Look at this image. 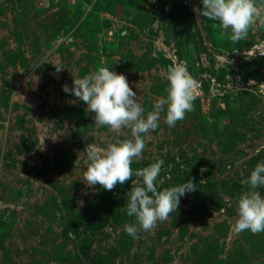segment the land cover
Here are the masks:
<instances>
[{
    "label": "rangeland",
    "instance_id": "1",
    "mask_svg": "<svg viewBox=\"0 0 264 264\" xmlns=\"http://www.w3.org/2000/svg\"><path fill=\"white\" fill-rule=\"evenodd\" d=\"M194 6L201 0H0V264H264V232L231 224L264 161V26L233 42ZM175 63L197 82L192 110L169 127L165 106L132 180L163 160L158 191L190 180L197 189L133 238L132 181L108 191L81 180L88 145L131 132L96 125L62 86L107 67L146 116ZM255 191L264 197V186Z\"/></svg>",
    "mask_w": 264,
    "mask_h": 264
},
{
    "label": "clouds",
    "instance_id": "2",
    "mask_svg": "<svg viewBox=\"0 0 264 264\" xmlns=\"http://www.w3.org/2000/svg\"><path fill=\"white\" fill-rule=\"evenodd\" d=\"M201 2L202 8L193 7L197 17L218 21L226 34L231 29L230 39L233 42L246 39L249 29L257 21L264 26V0H260L259 5L257 0ZM164 76L168 81L166 97L157 99L153 111L146 116L144 107L137 101V95L129 87L126 77L107 67H101L82 78H74L71 89L67 85L62 86L64 92L83 101L87 111L95 114L96 125L107 127L117 136L122 135L124 129L131 132V138L107 142L106 146L88 145L83 151L86 158L81 168V180L89 188L99 184L108 191L113 190L117 184L132 181L134 186L128 193L126 212L128 216L135 217L136 224L124 225V231L133 238H136L138 231L150 232L158 221H166L172 212L177 211L180 198L197 189L190 180L180 186L158 191L155 182L164 164L163 160L137 170L134 174L138 179L132 180L131 164L134 159L143 158L145 136L158 128L160 114L165 111V106V123L169 127L175 126L177 121L184 119L186 112L192 110L197 82L187 67L175 63L166 70ZM243 183L253 191L245 192L237 198V216L231 222L232 231L237 234L245 230L253 234L264 232V197L255 191L264 186V161L256 164Z\"/></svg>",
    "mask_w": 264,
    "mask_h": 264
},
{
    "label": "trees",
    "instance_id": "3",
    "mask_svg": "<svg viewBox=\"0 0 264 264\" xmlns=\"http://www.w3.org/2000/svg\"><path fill=\"white\" fill-rule=\"evenodd\" d=\"M186 5H188V3H186ZM190 19L192 20L193 19V15L190 16ZM193 21V20H192ZM196 28V27H195ZM199 39H200V43H201V38L199 36Z\"/></svg>",
    "mask_w": 264,
    "mask_h": 264
},
{
    "label": "water",
    "instance_id": "4",
    "mask_svg": "<svg viewBox=\"0 0 264 264\" xmlns=\"http://www.w3.org/2000/svg\"><path fill=\"white\" fill-rule=\"evenodd\" d=\"M263 54H264V52H263Z\"/></svg>",
    "mask_w": 264,
    "mask_h": 264
}]
</instances>
